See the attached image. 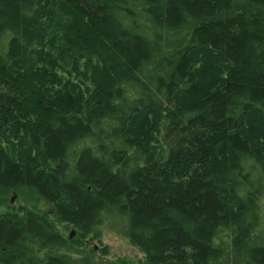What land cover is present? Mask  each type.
I'll return each instance as SVG.
<instances>
[{"label":"trees","instance_id":"1","mask_svg":"<svg viewBox=\"0 0 264 264\" xmlns=\"http://www.w3.org/2000/svg\"><path fill=\"white\" fill-rule=\"evenodd\" d=\"M20 189L148 264H264V0H0V198ZM60 250L0 215V264H81Z\"/></svg>","mask_w":264,"mask_h":264},{"label":"rangeland","instance_id":"2","mask_svg":"<svg viewBox=\"0 0 264 264\" xmlns=\"http://www.w3.org/2000/svg\"><path fill=\"white\" fill-rule=\"evenodd\" d=\"M57 73L61 79H69L74 84L79 81L77 72L57 70ZM26 210L45 217L69 242L70 251L60 250L54 255L64 254L81 264H148L141 250L124 234L113 231L108 221L96 228L95 232L100 235L96 239L94 233L80 235L73 227L58 221L52 206L32 190L20 189L0 198V215L8 211L22 214Z\"/></svg>","mask_w":264,"mask_h":264}]
</instances>
